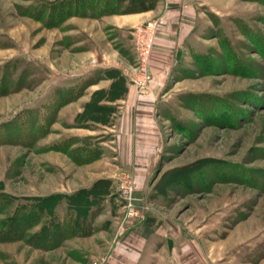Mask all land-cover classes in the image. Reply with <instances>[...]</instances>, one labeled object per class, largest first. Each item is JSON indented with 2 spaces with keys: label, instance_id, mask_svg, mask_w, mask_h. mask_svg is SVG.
I'll use <instances>...</instances> for the list:
<instances>
[{
  "label": "rangeland",
  "instance_id": "obj_1",
  "mask_svg": "<svg viewBox=\"0 0 264 264\" xmlns=\"http://www.w3.org/2000/svg\"><path fill=\"white\" fill-rule=\"evenodd\" d=\"M105 1L0 0V264H264V0H195L181 49L171 0ZM143 108L158 139L123 150Z\"/></svg>",
  "mask_w": 264,
  "mask_h": 264
},
{
  "label": "crops",
  "instance_id": "obj_2",
  "mask_svg": "<svg viewBox=\"0 0 264 264\" xmlns=\"http://www.w3.org/2000/svg\"><path fill=\"white\" fill-rule=\"evenodd\" d=\"M170 8L171 10L166 14L165 18L168 20V24L172 23L174 26L175 31L177 32L174 34L175 37L177 36V38H174V40L176 42H181L179 47L178 45L176 47L177 49H181L184 41L182 40V34L180 32L185 31V36L192 32V29L195 26L193 22L197 20L198 16L196 11L197 7H195V0H171ZM154 11L157 10L121 16L120 18L123 21H119L121 24L120 26H128L129 28H132L135 25L147 20L150 16L149 13H154ZM156 42L158 46L164 45L167 43V39L165 35L161 33V35L156 38ZM153 59L154 69H156L157 74L164 73V70L167 69L166 66L168 65L167 57L165 56V59L163 60L160 50L156 48ZM176 61L177 60L175 59L172 65H174ZM125 117L127 119H123L125 123H122V125L119 126V130L121 127V129L127 133L128 138L125 139L122 138L123 135L121 136V138L124 139L123 141H119L121 148L123 150L126 148L127 150L129 147L135 146L138 152H150V149L145 145H147L149 142H153L152 138L158 139L159 136L158 132L156 131V125H154V119L150 115V110L149 112L145 109L142 110L141 114H135V117H133L132 120L131 113L129 110H127Z\"/></svg>",
  "mask_w": 264,
  "mask_h": 264
},
{
  "label": "built area",
  "instance_id": "obj_3",
  "mask_svg": "<svg viewBox=\"0 0 264 264\" xmlns=\"http://www.w3.org/2000/svg\"><path fill=\"white\" fill-rule=\"evenodd\" d=\"M158 30L159 20L147 21L133 30V50L137 62L133 84L141 93L147 90L151 82L152 76L149 63ZM118 191L120 196L132 207L134 202V188L132 182L127 179L124 180Z\"/></svg>",
  "mask_w": 264,
  "mask_h": 264
},
{
  "label": "trees",
  "instance_id": "obj_4",
  "mask_svg": "<svg viewBox=\"0 0 264 264\" xmlns=\"http://www.w3.org/2000/svg\"><path fill=\"white\" fill-rule=\"evenodd\" d=\"M95 1H100V0H91V2L92 3H94ZM118 1H121V0H109V3H108V5H110V6H112L111 8H114V10H117V7L115 6L117 3H118ZM106 3H107V0L105 1ZM141 2L143 3H145V5H143V9H151V8H153L155 5H156V3H157V0H138L137 2H136V0H134V2L133 3H135V5H140L141 4ZM115 6V7H114ZM108 7V6H107ZM138 8H142L141 6H138ZM107 9H109V8H107ZM113 9H111L110 11H112ZM113 10V11H114ZM134 10H137L136 9V7H134V8H129V9H127V11L128 12H132V11H134ZM112 11V12H113Z\"/></svg>",
  "mask_w": 264,
  "mask_h": 264
}]
</instances>
